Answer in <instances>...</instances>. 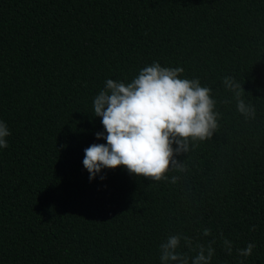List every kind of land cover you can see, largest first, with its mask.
Returning a JSON list of instances; mask_svg holds the SVG:
<instances>
[{"label":"trees","instance_id":"trees-1","mask_svg":"<svg viewBox=\"0 0 264 264\" xmlns=\"http://www.w3.org/2000/svg\"><path fill=\"white\" fill-rule=\"evenodd\" d=\"M153 62L211 88L217 129L172 144L185 171L167 181L120 165L90 182L84 150L107 143L94 97ZM0 121V264H161L176 234L215 239L210 264H264V0H0Z\"/></svg>","mask_w":264,"mask_h":264},{"label":"clouds","instance_id":"clouds-1","mask_svg":"<svg viewBox=\"0 0 264 264\" xmlns=\"http://www.w3.org/2000/svg\"><path fill=\"white\" fill-rule=\"evenodd\" d=\"M182 67H162L159 62L142 68L131 82L108 79L105 87L94 97V116L101 118L106 130L96 133L97 139L106 144H92L85 151L84 168L89 181L94 180L103 169H115L120 165L137 176L167 181L165 173L170 164L179 172L184 166L173 158L189 151V138L204 141L218 127L219 113L214 111L216 101L209 87L201 86L198 78H182ZM224 86L234 93L236 110L245 118L255 115L254 108L242 99V86L231 76H224ZM11 135L7 125L0 121V148H7ZM106 177L100 175L103 180ZM177 177H171L176 183ZM211 235L210 229L202 233ZM222 238V233H221ZM194 256L178 251L181 241ZM213 239L197 243L193 248L190 237L183 234L170 235L159 247L161 264H210L214 255ZM223 247L232 255V241L222 238ZM254 244L237 249L240 256H250Z\"/></svg>","mask_w":264,"mask_h":264}]
</instances>
